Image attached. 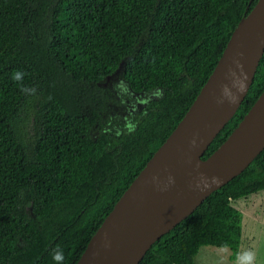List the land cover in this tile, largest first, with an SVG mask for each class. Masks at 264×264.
<instances>
[{"label": "trees", "instance_id": "1", "mask_svg": "<svg viewBox=\"0 0 264 264\" xmlns=\"http://www.w3.org/2000/svg\"><path fill=\"white\" fill-rule=\"evenodd\" d=\"M256 1L0 0V264H57V248L63 264L76 263ZM263 89L264 50L202 158ZM119 90L135 108L115 110ZM262 190L264 148L137 264H195L200 246L235 259L242 214L230 202Z\"/></svg>", "mask_w": 264, "mask_h": 264}, {"label": "water", "instance_id": "2", "mask_svg": "<svg viewBox=\"0 0 264 264\" xmlns=\"http://www.w3.org/2000/svg\"><path fill=\"white\" fill-rule=\"evenodd\" d=\"M264 50V0L232 30L178 123L103 218L75 264H137L150 245L264 148V89L229 135L204 151L244 98Z\"/></svg>", "mask_w": 264, "mask_h": 264}, {"label": "rangeland", "instance_id": "3", "mask_svg": "<svg viewBox=\"0 0 264 264\" xmlns=\"http://www.w3.org/2000/svg\"><path fill=\"white\" fill-rule=\"evenodd\" d=\"M117 91L116 97L123 98L122 105H114L121 113V107L129 111L137 105V98L129 100ZM123 95V96H122ZM242 214L240 244L235 259H230L231 251L226 247L200 246L195 256V264H264V191L243 196L230 202Z\"/></svg>", "mask_w": 264, "mask_h": 264}, {"label": "clouds", "instance_id": "4", "mask_svg": "<svg viewBox=\"0 0 264 264\" xmlns=\"http://www.w3.org/2000/svg\"><path fill=\"white\" fill-rule=\"evenodd\" d=\"M23 73L17 71L13 75V80L15 81H22ZM21 91L24 93H34L35 89H29L28 87L21 86ZM53 260L57 262V264H63L64 261V253L63 250L57 248L53 251L52 254Z\"/></svg>", "mask_w": 264, "mask_h": 264}, {"label": "crops", "instance_id": "5", "mask_svg": "<svg viewBox=\"0 0 264 264\" xmlns=\"http://www.w3.org/2000/svg\"><path fill=\"white\" fill-rule=\"evenodd\" d=\"M264 191V190H263Z\"/></svg>", "mask_w": 264, "mask_h": 264}]
</instances>
